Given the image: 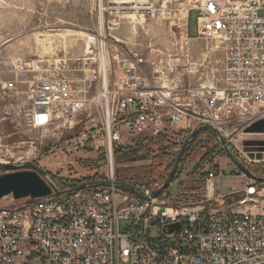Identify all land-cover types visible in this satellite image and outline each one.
Masks as SVG:
<instances>
[{
  "label": "built area",
  "instance_id": "built-area-1",
  "mask_svg": "<svg viewBox=\"0 0 264 264\" xmlns=\"http://www.w3.org/2000/svg\"><path fill=\"white\" fill-rule=\"evenodd\" d=\"M195 2L186 7V18L191 10L198 13L193 38L217 39L221 52L218 77L207 83L180 84L178 76L190 70L184 59L173 64L166 58L124 56L116 45L110 50L104 13L153 8V3L141 8L136 0H109L103 6L96 54L71 62L61 59L25 81L32 129L53 126L63 135L82 122L79 114H100L91 129L66 139L60 150L82 151L88 139H103L107 173L97 179L68 180L63 186L49 176L57 188L107 183L65 193L52 190L48 196L1 207L0 264H264V182L237 168L210 130L200 131L186 146L200 141L209 144L210 153L173 194L165 189L143 200L116 185L115 148L134 146L137 137L145 136L143 142L163 138L179 151L183 140L202 125L215 129L249 171L264 162V133L244 132L264 119V0ZM181 35L189 39L187 22ZM178 68L183 73L178 74ZM29 72L28 63L18 64V74ZM78 73H83L85 87L79 93L70 78ZM21 83L13 78L0 84V99L16 95ZM222 159L231 165L230 175L242 180L226 193L214 184L215 177L228 175L220 167ZM154 181L126 183L148 195L164 182ZM194 181H202L203 189L186 191ZM121 220L130 222L123 231ZM173 223L180 228L168 233L167 225Z\"/></svg>",
  "mask_w": 264,
  "mask_h": 264
},
{
  "label": "rangeland",
  "instance_id": "rangeland-1",
  "mask_svg": "<svg viewBox=\"0 0 264 264\" xmlns=\"http://www.w3.org/2000/svg\"><path fill=\"white\" fill-rule=\"evenodd\" d=\"M108 1L0 0V84L13 78L22 81L18 85L16 95L0 99V163L32 162L45 170L57 184L66 183L68 180L77 181L105 176L107 165L103 139H88L82 151L66 153L60 150V145L66 139L91 129L100 114L95 111L79 114L77 120L82 122L73 130L63 132V135H57L53 126L49 129H32L27 123L29 102L26 97L25 81L31 79L37 72L54 65L59 61L58 59L71 62L77 58H85L86 51H91L89 56L96 54V34L99 24L102 23L101 10L103 6H107ZM150 3H153V8L149 10L131 12L143 15L145 18V22L137 24L135 29L131 27L130 19L126 17L131 13H123L119 10L104 13L105 28L107 26L110 28H106L105 31L110 50L113 51L112 47L116 45L118 51L124 56L138 54L149 61L166 58L171 59L173 64L177 63V59L180 63L184 59L190 70L183 77H178L182 78L180 84L186 86L207 83L211 77H218L221 58L220 46L216 43L218 40L193 38L197 35L198 13L196 10H191L188 14L189 39L181 35L186 21L185 8L188 4L194 5L195 0H165V2L151 0ZM142 5L145 6L142 8L148 7L147 3ZM67 30L84 32L93 39L87 42L84 36L76 35L75 38L79 39L78 45H74L73 48L63 43L56 45L54 43L56 37L61 39V34ZM44 38H50L55 47L45 57L40 55L37 48L38 42ZM87 46L90 47V51L87 50ZM19 61L29 64V73H17L18 64L21 63ZM160 65H164V62ZM179 70L178 68V74L183 73ZM82 77L83 73L70 76L73 80V90L77 93L85 88L80 81ZM92 93L93 89L90 88L88 95ZM143 137L145 136L137 137L135 145L130 147L135 149L136 154L134 151L131 155H124L127 159L119 160L116 165L114 164V168L126 170L129 177L133 178L132 180L137 179L136 182L139 183L145 184L153 180L160 183L166 179L173 167L178 153L177 146L170 141V144L161 141L143 142L141 140ZM144 149L148 150L147 156L140 157ZM184 153V161L182 164L180 162L179 172L167 188L170 194H173L197 166L206 160L210 147L209 144L192 141ZM132 158L134 160H131ZM58 161L62 163L58 165ZM220 167H224L228 174L214 178L215 186H219L222 193L242 183L241 178L230 175L231 165L225 160H221ZM252 168L257 176L264 177V162L257 163ZM5 172L4 169H0V175ZM186 186L188 187L186 191H198L203 189L204 184L202 181H194ZM192 195L180 196V200H185ZM11 198V195L1 198L0 208L20 203V199L12 198L11 201ZM129 224V221L121 220L119 227L123 231Z\"/></svg>",
  "mask_w": 264,
  "mask_h": 264
},
{
  "label": "water",
  "instance_id": "water-1",
  "mask_svg": "<svg viewBox=\"0 0 264 264\" xmlns=\"http://www.w3.org/2000/svg\"><path fill=\"white\" fill-rule=\"evenodd\" d=\"M202 130H210L214 135L219 138L221 143L224 144L227 156L229 157L231 162L235 164V166L239 168L245 175L258 182H264V177H258L253 172L249 171L244 166H242L234 158L228 145L224 143L223 139L217 134V131L215 129L209 127L208 125H202L192 131L183 140L177 153V156L174 160L173 167L159 188L151 191L148 195H145L140 192L136 186H133L126 182L116 181V185L143 200H149L158 196L161 191L167 189L168 186L172 183L176 172L178 171V168L180 166V162L183 157L186 146ZM244 132L264 133V119L255 121L254 123L246 127ZM22 168H25V170H21ZM0 169H4L6 171L2 175H0V199L7 195H12L13 199L15 200L27 197L31 199L42 198L50 195L52 193V190H54L56 193H65L80 190L94 183H107L106 181L88 182L86 184H81L67 190H59L54 184V182L50 179L48 173H46L43 169H41L39 166L32 162L26 161L21 164L0 163ZM179 228V223L167 225L168 233H172L174 230H179ZM36 262H38V260H36Z\"/></svg>",
  "mask_w": 264,
  "mask_h": 264
},
{
  "label": "bare ground",
  "instance_id": "bare-ground-1",
  "mask_svg": "<svg viewBox=\"0 0 264 264\" xmlns=\"http://www.w3.org/2000/svg\"><path fill=\"white\" fill-rule=\"evenodd\" d=\"M121 1H122V3H131L132 2V0H121ZM136 1H137L138 5H142V3H147L148 7H150V4H149L150 0H136ZM164 2H165V0H164ZM162 6H164V4ZM142 7H145V6L142 5ZM126 17L128 19H130L129 22L131 24V27H133V29L136 28L137 24H143L145 22L144 16L143 15H139V14L137 15V13L128 14ZM184 19L186 20V8H185V11H184ZM132 32H133V30H132ZM76 35L77 36H81V37L84 36L85 40L87 39V42H90L93 39V37L89 36L88 34H84V32H81V31L73 32V31L67 30V31H65L64 33L61 34V39L56 37V39L54 40V43L56 45L63 43L67 47L73 48L74 45L75 46L78 45L77 41L79 39L75 38ZM114 39H115V37H114ZM216 43L218 44L219 42L216 41ZM215 46H217V45L215 44ZM37 48H38V50L40 52V55L45 57L55 47H53V42H52V40L50 38H44V39H42V40H40L38 42ZM86 48H87V50L90 51V47L89 46H87ZM86 53L87 54L84 55V56L87 57V56H89L91 54V51L90 52L86 51ZM99 59H100V67H102L103 66V62H104V54H103L102 51L99 54ZM58 60L61 61V59H58ZM58 60H56V61H58ZM19 62H21V61H19Z\"/></svg>",
  "mask_w": 264,
  "mask_h": 264
},
{
  "label": "trees",
  "instance_id": "trees-1",
  "mask_svg": "<svg viewBox=\"0 0 264 264\" xmlns=\"http://www.w3.org/2000/svg\"><path fill=\"white\" fill-rule=\"evenodd\" d=\"M165 142V144H170L169 141L163 139V138H158V139H151L150 142L152 143H155V142ZM131 146H122V147H117L114 149L113 151V159H114V164L116 165V163L120 160V161H124L126 160L127 158L124 156V155H131L133 154L132 152L135 151L134 148H130ZM144 147V146H143ZM145 150V149H144ZM142 151L140 157H146L147 156V152L148 150L146 149L145 151ZM141 151V150H140ZM135 154H136V151H135ZM184 155L185 153L183 154V158L181 159V164L182 162L184 161ZM135 156V155H133ZM131 158V157H130ZM131 160H134L133 158ZM196 167V165H195ZM194 167V168H195ZM179 170L176 172V175L178 174ZM114 174L116 176V179L118 181H122V182H131V183H135L136 181H138L137 179L136 180H132L133 178L129 177L128 173H126V170H123V169H117V168H114ZM90 179V178H89ZM94 179V178H92ZM95 179H97V177H95ZM61 186L63 185H66V183H62V184H59Z\"/></svg>",
  "mask_w": 264,
  "mask_h": 264
},
{
  "label": "crops",
  "instance_id": "crops-1",
  "mask_svg": "<svg viewBox=\"0 0 264 264\" xmlns=\"http://www.w3.org/2000/svg\"><path fill=\"white\" fill-rule=\"evenodd\" d=\"M188 14H189V12H188ZM187 19H188V15H187V18H186V21L185 22H187Z\"/></svg>",
  "mask_w": 264,
  "mask_h": 264
},
{
  "label": "flooded vegetation",
  "instance_id": "flooded-vegetation-1",
  "mask_svg": "<svg viewBox=\"0 0 264 264\" xmlns=\"http://www.w3.org/2000/svg\"><path fill=\"white\" fill-rule=\"evenodd\" d=\"M21 170H25V168H22Z\"/></svg>",
  "mask_w": 264,
  "mask_h": 264
}]
</instances>
